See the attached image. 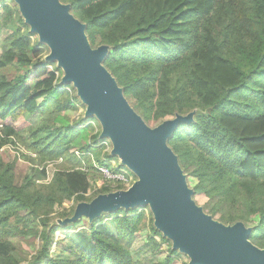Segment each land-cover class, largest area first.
I'll return each instance as SVG.
<instances>
[{
  "label": "trees",
  "instance_id": "trees-1",
  "mask_svg": "<svg viewBox=\"0 0 264 264\" xmlns=\"http://www.w3.org/2000/svg\"><path fill=\"white\" fill-rule=\"evenodd\" d=\"M60 1L85 25L91 48L106 46L102 65L144 123L192 113L166 145L194 180V194L205 197V212L224 225L252 221L249 240L264 249V0ZM3 10L16 29L6 39L0 70L19 68L13 77L0 72V121L6 136H17L8 119L40 115L48 100L57 110H74L76 97L69 94L71 83L58 84L60 68L40 62L39 44L31 39L35 34L17 8L3 5ZM27 66L33 75L20 68ZM75 125L64 122L51 137L32 139L30 145L42 155L62 160L47 183L16 185L14 162L0 159V264H19L1 243L26 236L42 240L29 264H137L131 244L147 219L152 221L138 208L117 210L114 231L103 218L91 223L78 218L65 227H88L90 248L81 245L84 240L66 245V233L59 251L50 250L60 227H49V214L64 201L92 198L85 196L90 174L82 161L92 164L94 157L109 167L98 156L99 133L87 139L91 130ZM149 230L159 235L152 224ZM176 254L169 250L152 264H173Z\"/></svg>",
  "mask_w": 264,
  "mask_h": 264
},
{
  "label": "water",
  "instance_id": "water-1",
  "mask_svg": "<svg viewBox=\"0 0 264 264\" xmlns=\"http://www.w3.org/2000/svg\"><path fill=\"white\" fill-rule=\"evenodd\" d=\"M31 32L50 48L49 60L64 71L62 82L71 83L95 115L101 135L113 143V153L131 168L139 180L125 190L100 194L79 208V215L149 203L155 224L191 258L188 264H264V249L249 240L240 223L227 226L213 220L191 200L176 155L166 139L183 115L164 120L149 129L123 96L122 89L102 65L106 46L91 48L85 25L60 0H16Z\"/></svg>",
  "mask_w": 264,
  "mask_h": 264
},
{
  "label": "rangeland",
  "instance_id": "rangeland-1",
  "mask_svg": "<svg viewBox=\"0 0 264 264\" xmlns=\"http://www.w3.org/2000/svg\"><path fill=\"white\" fill-rule=\"evenodd\" d=\"M3 5H8L11 8L16 7L17 16H20L23 22L28 26L29 32L32 31L31 25L27 22L25 16L21 11V8L19 7V3L16 0H0V59L6 48V39L10 37L11 34H15L16 29V27H14L10 22L11 19L8 18L7 21L5 20L6 10H3ZM19 25L20 23L16 21V26ZM21 30H24L23 26L21 27ZM33 34H35V36L33 35L34 37H31L32 42H34V44L38 43L39 46H36V48L41 50V53L39 55L40 62L46 63V66L49 69L54 67L60 68L62 74L60 72H57V74H60L58 84L63 85L64 83L62 82V78L65 74L64 71L61 67H59L57 60L48 59L50 48L45 42L40 39L37 33ZM18 68V66L13 65L5 69H1L0 72L5 77H13L17 73ZM20 68L22 71L29 70V74L33 75L32 66H27L25 67V69L23 67ZM30 84H33V81H30ZM63 88H65L66 90L69 89L68 87ZM69 94L76 97V109L74 110H57L52 104L53 100H48L46 105L43 107V112L40 115H23L16 120L8 119L7 125L14 128L17 136H6L4 133V124L0 121V159L5 164L14 162V183L16 185H22L28 181L34 182V184L49 182L53 177L55 170L61 167L62 160L60 159V157H46L42 155L40 152H38V149L30 145L32 139L36 138L37 140H41L45 137H51V133L57 129H60L62 127V123L69 122L70 124L75 125L79 123L80 120L91 122L87 126V128L91 130V132L87 134V139H89L92 134L99 133L96 144V146L98 148L100 147L101 149V153L98 155L99 159H105V163L109 166V168H123L131 178L130 185L138 181V175H136V173L131 168L123 163L119 155L113 153V143L111 139L108 136L101 135L103 128L95 115H87V104L84 103L81 97L78 95L76 88L74 87L73 89L69 90ZM191 115L192 113L183 116L185 118H189ZM160 123H145V125L149 129L153 130ZM76 126L81 127L83 125H75V127ZM77 155L80 156V153ZM107 155H112L113 157L108 159ZM93 161H96L94 157L92 158V162ZM81 168H86L90 174V186L85 196L87 198H92L87 201H80L77 203H75L73 200L64 201L61 206H56L54 212L49 214V227L53 225L60 227V229L56 230L53 233L54 241L50 248L51 252L59 251L61 243L58 244V242H60V240L66 239V233H69L70 235L68 241L66 240L65 242L66 245L78 246L79 244H81V240H84V245H81L86 249L90 248L88 227L86 228L82 224H79L75 227L71 225L68 228L65 227L78 218L85 217L90 223L94 219L103 218L104 223L107 227L110 228V230L114 231L115 229L112 219L117 211H102L97 216L89 217L85 214L79 215L78 210L80 206H82V204H90L91 201L100 194L112 193L119 190H125L126 188L121 182L117 181L120 185L116 186V182L105 180L98 171L93 170L92 164L82 161ZM183 175L185 177L187 188L192 191L191 200L197 207L202 209V212L204 214L209 215L204 210V203L206 201L205 197L194 194V191L192 189L194 180L190 177H187L184 173ZM104 186L109 187L108 191L105 193H101V189ZM130 208H138L140 211L146 212L147 216L151 215L152 218V221L147 219L149 224L146 222L143 229L135 235V238L130 247L132 258L137 264H152L157 261H162L169 253V250L177 251L173 264H188L190 262L191 258L187 255V253L182 251L180 248L174 247L173 239L164 234L162 230L158 229L155 224L154 213L149 203L120 209L128 210ZM62 211H67L70 213L69 215L63 217L59 215V213ZM210 217L213 220L218 221L216 217ZM236 223H240L243 229L246 231H249L248 228L253 226L252 221L244 223L238 221ZM150 224L154 226L159 235H156L149 230ZM232 225L233 224H228L227 226L230 227ZM41 243L42 240L39 237L34 238L26 236L9 237L4 240L1 245L4 246L5 252H9L15 257L19 264H29V261L33 258L36 251L40 248Z\"/></svg>",
  "mask_w": 264,
  "mask_h": 264
},
{
  "label": "built area",
  "instance_id": "built-area-1",
  "mask_svg": "<svg viewBox=\"0 0 264 264\" xmlns=\"http://www.w3.org/2000/svg\"><path fill=\"white\" fill-rule=\"evenodd\" d=\"M91 122H86L81 127L88 126ZM80 127V126H79ZM76 154H79V152L75 151ZM61 159V158H60ZM103 160V159H102ZM92 166L95 168L96 171H98L101 176L108 181L116 182L115 185L119 186L120 184L118 182H121L123 186L127 189L130 187V180L131 178L128 176L126 171L123 168H109L106 165H102L97 163L96 161L92 162ZM83 171L88 172L86 168H82ZM118 181V182H117Z\"/></svg>",
  "mask_w": 264,
  "mask_h": 264
},
{
  "label": "crops",
  "instance_id": "crops-1",
  "mask_svg": "<svg viewBox=\"0 0 264 264\" xmlns=\"http://www.w3.org/2000/svg\"><path fill=\"white\" fill-rule=\"evenodd\" d=\"M86 122H87V121H86ZM86 122H85V123H86Z\"/></svg>",
  "mask_w": 264,
  "mask_h": 264
}]
</instances>
